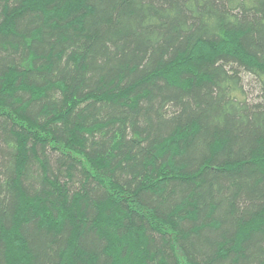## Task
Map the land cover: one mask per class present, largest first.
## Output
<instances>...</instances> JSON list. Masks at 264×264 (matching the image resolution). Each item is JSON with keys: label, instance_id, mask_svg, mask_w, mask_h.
Returning a JSON list of instances; mask_svg holds the SVG:
<instances>
[{"label": "trees", "instance_id": "1", "mask_svg": "<svg viewBox=\"0 0 264 264\" xmlns=\"http://www.w3.org/2000/svg\"><path fill=\"white\" fill-rule=\"evenodd\" d=\"M0 264H264V0H0Z\"/></svg>", "mask_w": 264, "mask_h": 264}, {"label": "rangeland", "instance_id": "2", "mask_svg": "<svg viewBox=\"0 0 264 264\" xmlns=\"http://www.w3.org/2000/svg\"><path fill=\"white\" fill-rule=\"evenodd\" d=\"M255 94L253 93V96H254Z\"/></svg>", "mask_w": 264, "mask_h": 264}]
</instances>
